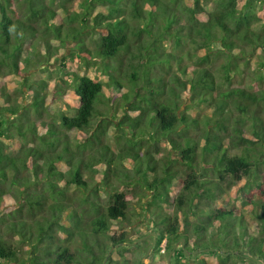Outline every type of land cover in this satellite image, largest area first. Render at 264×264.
Listing matches in <instances>:
<instances>
[{
  "label": "trees",
  "instance_id": "trees-1",
  "mask_svg": "<svg viewBox=\"0 0 264 264\" xmlns=\"http://www.w3.org/2000/svg\"><path fill=\"white\" fill-rule=\"evenodd\" d=\"M75 2L79 9L69 7ZM69 46L72 58L86 67L99 63L108 77L103 82L89 74H64V83L73 87V116L52 104L45 78L36 86L26 76L31 67L48 66ZM0 68L32 90L29 103L39 118L30 119V107L22 105L24 89H16L21 104L11 103L0 76V99L7 104L0 109V198L12 202L5 203L0 216V264H136L133 248L140 247L145 255L154 241L152 232L158 239L149 257H168L184 238L189 251L222 244L225 252L241 253L208 252L216 264H258L251 256L264 264V152L254 155L264 147V119L257 114L264 87L245 84L241 76L254 72L264 77V0H0ZM105 86L111 93L128 88L120 93L131 102L121 129L129 123L155 130L153 142L139 139L138 147L129 150L133 158L116 154L106 143L107 130L115 123L112 112L101 108ZM204 105L214 109L200 113ZM234 111L243 117L236 119ZM46 115L52 120H44ZM246 115L253 116L254 128ZM7 116L21 137L14 139L18 148L9 147L11 151L3 140L12 136ZM75 135L84 136L78 149L72 143ZM29 136L33 144L22 143ZM164 138L176 151L175 159L171 152L162 155L152 148H159ZM88 146L93 150L85 157ZM123 146L128 152L127 142ZM229 146L245 151L228 153ZM101 163V181L89 193L85 174L98 172ZM129 169L153 192L146 211L151 232L134 241L125 231H115L129 220L133 196L121 182H128V176L140 183L133 173L129 176ZM259 172L258 183L248 181ZM7 181L17 187L11 190ZM230 181L243 191L245 210L228 207L234 202L225 197ZM39 183L47 186L33 188ZM71 186L79 197L68 194ZM99 189L107 192L103 205L93 198ZM169 207L179 213H165ZM256 207L253 226L248 216ZM12 233L29 245V257L19 256L8 239ZM199 254L186 256L179 246L171 264H209Z\"/></svg>",
  "mask_w": 264,
  "mask_h": 264
},
{
  "label": "rangeland",
  "instance_id": "rangeland-1",
  "mask_svg": "<svg viewBox=\"0 0 264 264\" xmlns=\"http://www.w3.org/2000/svg\"><path fill=\"white\" fill-rule=\"evenodd\" d=\"M49 1V0H48ZM58 1V0H57ZM70 8H74V9H79V7L77 6L76 2L75 3H71L69 5ZM63 13V12H61ZM30 40H32L30 38ZM41 39L39 38V41ZM38 41V39H37ZM93 40L90 39V42H92ZM55 45H57L59 42L57 40L53 41ZM38 43V42H37ZM28 44V43H27ZM70 45L72 44V42L69 43ZM39 51L41 52H45L46 49L44 48L43 45L39 46ZM72 50L69 47H65L64 50H62V54L59 57H55L54 60L48 65H44L42 63L31 67V70L26 72V76H29L31 81H34L35 85L37 86L38 83H36L37 81H39V79L45 78L46 81L50 84V86L47 88V92L49 94V97L52 98V104L54 105H58L59 110H63L65 112H67L70 116H73L76 114V106L75 105V101L74 98L72 97L73 94L72 93V88L71 86H68L64 83V81L62 79H68L66 77V75H64L65 73H71V72H77L80 74H89L90 76H93L97 79H101V81L105 82L108 80V77L101 72V69H99V63H91L90 66L86 67L85 63H79L78 60H75V57L72 58ZM189 62L188 59H185V63ZM65 63V66H64ZM252 74L244 73L242 76L243 78V82L250 84L252 87H264V77L263 78H258L256 77V74H254V72H251ZM8 72L5 70V68H0V76L2 79V82L6 85L7 91L11 94V103H16V104H21V101L19 102V100H16V97H21L20 93L18 90L16 89H24L25 91V100H22V105L23 106H27L28 108L32 105L29 102L31 101V97H32V90H28L25 87H21V83H20V79L19 77H14V76H8ZM169 75L166 74L164 77L169 80L170 77H168ZM160 83V82H159ZM169 83L170 80H169ZM31 91V92H30ZM104 91H105V100L104 102L101 104V108L106 110H110L112 112V114L109 113L110 117L113 118V123H115L114 125H110L109 129L107 130L106 136L108 137L106 143L109 144V146L114 150V152L116 154L123 153L129 156V150H134L135 146L139 145L140 140H143L146 143L149 142H153V140L156 138L155 135V130L152 127H149L148 130H144V128H139V127H135V126H131V124L128 123L127 126H124V128L121 129L120 123L121 121L124 119L122 118L124 114H126L129 111V105L130 103H127L126 99H123V97H120V93L122 92H127L128 88L125 87H121V89L119 91L115 90L113 93H111L110 88H108L107 86L104 87ZM160 90H156L155 94H157V96H160ZM117 96L116 97L114 96ZM122 95V94H121ZM106 97H110V102H108V104H106L105 102H107L106 100L108 98ZM116 101H111V100H115ZM123 101V102H122ZM124 103V106L121 104ZM110 103V104H109ZM7 104L4 100L0 99V109H3V107H5ZM53 105V106H54ZM113 105V106H112ZM55 107V106H54ZM110 107H118L117 110L116 109H110ZM48 110L52 111V107L51 105L48 106L47 108ZM214 108L213 107H209L207 105H204L201 107L200 109V113H211L212 110ZM30 119L32 120H39V118H37V114L36 111L30 107ZM257 114L262 117V120L264 119V102L261 104V109L257 111ZM233 116H235V118H239V117H243V116H239V113L234 111V113L232 114ZM12 118V116H7L6 118V124L7 125H12L10 119ZM1 118V116H0ZM248 118V124H249V128H254L255 124L253 121V116L250 115H246V119ZM5 119V118H4ZM44 120L48 121V120H52L50 118V115H46L43 118ZM17 126L16 125H12L11 128L9 129L10 134L12 135L10 138L5 136L4 140V144L8 145V150L11 151V148H18V146H16V140H21V137L17 134ZM140 129V130H139ZM246 129V128H245ZM31 135V134H30ZM8 136V135H7ZM84 136H77L76 135L73 137L72 139V143L74 145L75 149H78V144L82 143L84 138ZM142 138V139H141ZM16 139V140H14ZM167 139H163L159 145H161L159 148L156 147H152L156 149H159L158 151L162 152V155H165L164 153H169L171 152V156L173 159H175L177 157L176 151H173L172 148H170V145L168 143V141H164ZM127 142V146H128V152H126V149H124L123 143L126 144ZM22 143H28V145H32L33 141L32 138L29 136L28 139H22ZM9 147H11L9 149ZM130 148V149H129ZM93 149L90 148L89 146L85 149L84 151V156L86 157V155L88 153H90ZM122 151V152H121ZM199 151H201V148L199 149ZM245 150L243 149V147H239V148H230L229 146V151L228 153H237V154H241L243 153ZM261 151L264 152V147H259L257 148L254 152L255 156H260L261 155ZM0 154H3L2 152ZM131 158H133L132 156H129ZM262 159H264V153L262 154ZM119 162H124L123 160H120ZM125 163V162H124ZM105 167L104 164H98L96 166L97 171L93 173L92 171H87L85 174V178L89 183V188H91V191H95L96 188H98V185L101 181V168ZM62 169H66L67 166L65 165H61ZM260 168L262 170H264V163H262V165L260 166ZM105 168H103L102 170H104ZM129 171V176L134 175V177L139 178L140 179V183L135 182V181H131V178H128L127 176V181L131 182V183H123L121 182V185L124 187V189L126 190V192L128 194H132V200H131V205H130V211H129V220L123 222L121 225H119V229L115 230L117 231V233H121L122 231H125L127 237L129 238V241H134L135 238L139 237L140 235H143L145 233H149L150 231V227H149V223H150V214L147 211V206H148V202L150 201V199L152 198L153 192L151 190H149V187L147 185H145V182L143 177L141 175H137L134 172H132L131 169L128 170ZM131 171V172H130ZM151 171V170H150ZM264 172V171H263ZM263 172H259V174L253 175L250 177V179H248V181L250 182H254L256 181L257 183L259 182V179L261 177V175H263ZM131 173V174H130ZM143 174V173H142ZM149 173H146L145 176V180H147V176ZM11 176V173L9 174ZM25 175H29L27 172L23 173V176ZM130 179V180H129ZM229 182V181H228ZM231 182L232 185V189L229 190L228 194L225 195V197L229 196L230 200L233 199L234 202L229 204L228 207H233V205L237 206L239 209L242 208V210L246 209L247 207V201H245L244 199V195L242 194L243 191L238 190V188L236 186L233 185V182ZM6 186L9 187L11 190H14L17 185H12L10 183V181L6 182ZM46 184L43 183H39L37 185H33V188L36 189H41L42 187H46ZM88 188V189H89ZM20 189L23 190V188L21 187ZM102 189V188H101ZM99 189V195L95 198L96 203H100L101 205H103L105 203V201L107 200V192L104 190ZM69 190V193L71 195V197L76 198L79 197L81 195V193H79V191L75 190L74 187L71 186ZM238 191V192H237ZM236 193V195H235ZM7 196V195H5ZM172 198L174 197V194L171 195ZM68 202H70V199L67 200ZM4 202V203H3ZM51 202V201H50ZM5 203L7 205H12L11 199L9 197H6V200H3L0 198V216L3 214V209H7V207H4ZM203 207L206 208V206L203 205ZM202 207V208H203ZM170 209H166L165 213H174L177 214L179 213V210L174 207H169ZM176 208V209H175ZM258 207H256L253 212L249 213L250 215L248 216V218L252 221V225L254 226V224H256V214L258 209ZM207 209V208H206ZM200 210V209H199ZM206 214V213H204ZM44 215H47V210L44 211ZM27 221H31L30 218H27ZM46 218H43V220H45ZM4 236V235H3ZM222 236H220L221 238ZM63 236L60 237V239H62ZM10 243L17 249L19 256L22 257L24 256L25 258L29 257L27 255V249H28V244L21 241L20 237L16 234V233H12V235L10 236V238H8ZM132 243V242H130ZM72 248H74L72 246ZM221 251H227L228 249L225 248L222 244H218V247ZM137 250V252H136ZM143 249H140V247L138 248H133V255H132V259L134 260V263L136 262V264H139L141 262V258L144 256V252H142ZM202 255V254H199ZM113 257L115 259H119L122 261V258L120 257L119 252H114ZM173 258V256H172ZM202 258H205L207 260V262L209 264H216L217 263V259H215V257H213L212 255H210L209 253H204V255L202 256ZM186 261H183L181 263H185ZM12 264H20L17 262H13ZM144 264H168V257L165 254H156L154 257H147L144 261Z\"/></svg>",
  "mask_w": 264,
  "mask_h": 264
},
{
  "label": "water",
  "instance_id": "water-1",
  "mask_svg": "<svg viewBox=\"0 0 264 264\" xmlns=\"http://www.w3.org/2000/svg\"><path fill=\"white\" fill-rule=\"evenodd\" d=\"M151 235L154 236V241L153 243L150 245V247L148 248L147 252L145 253V255L141 258V263L140 264H144V260L145 258L150 254L152 248L154 247L155 243H156V240L158 239L157 238V234L156 232H152L150 233ZM142 239V238H141ZM137 242H133V243H130V244H136ZM181 246L182 249H183V253L186 255V256H190V255H193V256H196L197 254L199 253H208V252H214L215 251H218V252H221L224 256H228L230 254H241L237 251H229V252H224V251H221L219 248H216L215 246L214 247H206V248H200V249H195V250H192V251H189L186 247H185V239L184 238H181L180 241H178L177 243H175L174 247L172 248V250L170 251L169 253V256H168V264H171V258H172V255L173 253L175 252V250ZM113 247H111L110 249V252L112 251ZM251 258L253 260H255L258 264H263L258 258L254 257V256H251ZM103 264H106V260L104 261Z\"/></svg>",
  "mask_w": 264,
  "mask_h": 264
},
{
  "label": "built area",
  "instance_id": "built-area-1",
  "mask_svg": "<svg viewBox=\"0 0 264 264\" xmlns=\"http://www.w3.org/2000/svg\"><path fill=\"white\" fill-rule=\"evenodd\" d=\"M165 245H166V241H164L162 244V252H165Z\"/></svg>",
  "mask_w": 264,
  "mask_h": 264
}]
</instances>
